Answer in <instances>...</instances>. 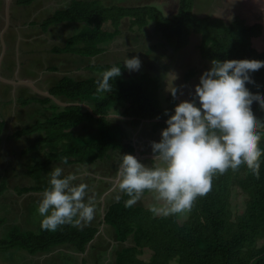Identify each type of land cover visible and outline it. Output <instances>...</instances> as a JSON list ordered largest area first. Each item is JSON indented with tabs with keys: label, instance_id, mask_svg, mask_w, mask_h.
Here are the masks:
<instances>
[{
	"label": "trees",
	"instance_id": "trees-1",
	"mask_svg": "<svg viewBox=\"0 0 264 264\" xmlns=\"http://www.w3.org/2000/svg\"><path fill=\"white\" fill-rule=\"evenodd\" d=\"M23 1L26 3L28 0ZM179 2L178 11L167 15L151 4L106 6L100 1H74L69 8L57 11L47 23L61 20L85 22L87 27L69 39L67 49L87 56L101 52L102 44L112 41L121 33L123 19L130 18L132 25L139 29L153 24L156 35L164 40L166 49L171 47L173 51L189 45L191 35L198 34L200 55L210 65L214 59L264 63V50H259L253 43V38L264 33V24L260 20L248 23L245 18L237 16L228 23L218 17H199L193 13L195 0ZM106 22L112 23V29L104 27ZM148 40L137 50L144 48L148 52ZM152 43L150 40L148 44ZM113 65H103L101 71ZM193 71L186 77L195 75ZM99 77L82 81L63 79L53 90L57 95L93 103V112L79 105L67 106L63 110L55 105V111L46 115V122L38 121L32 129L29 126L17 131L18 135L35 131L41 133L34 143H43L42 168L48 169L53 162L66 165L93 164L109 157L112 150L122 149V128L108 117L112 109L120 110L123 116L130 117L134 126L140 125L143 120L159 118L153 123V128L162 130L166 127L165 110L171 114L178 99H173L169 94L168 104L163 105L159 81L155 76L147 72L140 74L137 80L119 76L113 81L112 91L108 93L96 92L95 82ZM253 78L258 87L250 88V91L253 95L264 96V71ZM49 100L47 98V102ZM254 112L258 119L264 120L259 115L264 113V109L259 105L254 107ZM91 119L96 120L99 136L90 143H84L74 129ZM48 122L53 125L52 129L42 125ZM3 128L4 122L0 118V144ZM260 147L264 148V132L261 133ZM129 150L133 151V147L129 146ZM65 158L67 163L64 162ZM235 185L249 196L245 211L238 216H234L232 210ZM47 186L48 181L23 189L44 190ZM6 188L7 183L1 181L0 194ZM127 199L128 196L123 193L119 201L109 206L105 215L106 223L116 230L119 242L124 243L132 238L134 243L117 250L115 264H171L172 261L178 264H264V243L258 245V241L264 238V155L261 157L259 177L247 168L214 176L212 191L194 201L183 222L177 219L176 214L154 216L150 207L141 204L125 207ZM96 232L97 228L92 226L64 225L55 232L41 228L38 232L21 231L18 226H14L5 237L0 238V249H23L30 254H37L67 243L84 250ZM147 250L151 251V256L144 259L141 255Z\"/></svg>",
	"mask_w": 264,
	"mask_h": 264
},
{
	"label": "crops",
	"instance_id": "crops-1",
	"mask_svg": "<svg viewBox=\"0 0 264 264\" xmlns=\"http://www.w3.org/2000/svg\"><path fill=\"white\" fill-rule=\"evenodd\" d=\"M74 1H100L106 6L121 4L117 0H28L26 3L23 0H0V118L4 122V128L1 134L0 154L7 152V155H18L20 158V155L23 154L22 149L25 148L23 142L25 143L31 136L35 140L41 133H36L35 131L33 133H23L20 136L17 134V131L36 124L38 121L45 120L46 115H51L55 111L53 109L55 105L59 107V110H63L67 106L78 105L79 103H85L93 107V103L89 101L75 100L64 95H57L53 93V90L63 79L70 78L75 81H82L94 76L99 77L102 73L101 67L103 65L119 64L123 70L125 67L122 62L124 61L122 57L124 56L121 55L131 58L134 56L135 51L138 52V47L142 48V38L139 35L141 32H144L143 29L145 30L144 37L152 40L154 45L158 47L157 61L155 64H151L153 66L151 70L154 72L159 69L165 70L163 74H169L173 78L170 80L163 79L160 77L163 74L158 76L155 72V77L159 81V84L162 82L163 85L166 83L168 86H172L173 80L176 82L181 80L177 75H174L175 67H178L176 66L179 60L176 57L178 51H173L170 49L171 47L166 49L164 40L160 35H156L153 24L139 29L137 26L132 25L130 18H124L120 25L121 33L112 39V41L102 44V51L96 55L87 56L67 49L69 39L85 29L87 24L85 22L70 20L52 21L50 23H47V21L52 19L57 11L69 8ZM160 9L164 12L162 8ZM126 22H129V25ZM109 25L110 27H108ZM104 27L112 29L111 27L113 26L111 22H106ZM126 29H128L127 32ZM127 45H129V49ZM119 46H124V48L119 50ZM161 61L164 62L161 63ZM166 61H169L168 65ZM145 62V60L141 62L140 69H143ZM147 71L145 70L143 72ZM134 78L135 76L126 77L125 79L130 80ZM169 94H171L170 91ZM47 98L50 99L48 102ZM79 106L88 109L87 106ZM95 117L97 118L96 115ZM108 117L114 124H119L122 128L123 148L111 151L109 157H106L110 161L106 174L103 175L102 171L99 172L100 176H97L96 178L98 179L96 180V178L85 177L86 171H83V168L81 169L77 166L80 163L63 164L68 171L70 165L74 166L72 172L68 173H73L74 170L79 173L82 171L74 183H85L88 185L89 195L95 198L94 202L97 205V210L99 208L101 209L100 215L102 220L97 222L94 219L85 225L96 227L97 232L84 250H80L76 246L66 243L56 245L49 251L37 253L40 255L54 256L56 261H52V264H88L89 262L92 264H104L105 258L100 255V253L103 254L101 245L105 241L114 242V239L118 241L116 230L112 225L103 223L102 216L104 210L107 211L111 204L119 201L123 194L116 191L117 189L114 187L116 176L114 167L116 168L120 159L117 157L119 154L121 155L128 151L129 146L133 147V151L129 150L130 152L134 154L138 152L141 155V162L143 154L145 153L140 152L142 149L140 148L139 150L138 148L143 144L141 143L143 137L139 135L143 130L142 127L134 133V138L131 139V131L128 129V123L131 124L130 117L123 116L120 110L115 109L110 111ZM155 121L159 120H143L138 126H143V124L147 123L153 124ZM96 131L97 123L96 120L92 119L84 121L74 129L75 134L82 137ZM17 140L21 142L17 143ZM10 142L12 145L9 144ZM112 153L115 154L112 155ZM0 169L8 173V169L4 168V166L1 165ZM11 172H13L12 177H14L18 171H14V168L11 167ZM1 177L7 180V176L4 174H0V180H2ZM10 184L11 182L9 181V185L7 184L3 196H6V192H9V197L13 198L17 205L21 207L15 210L14 216L12 215V217L7 218L9 226H18L23 231L36 229V224L29 219V209L25 203L33 200L31 197L42 196L43 190L30 189L29 191H25L23 189L24 187L32 188L36 186H26L25 184L19 185V190H17L13 184ZM14 184L17 183L14 182ZM117 195L120 196L119 200L116 199ZM0 196L2 197L1 194ZM99 204L101 205L100 207ZM3 224H0V233L5 231V228L1 227ZM109 231H112L114 234L111 240H108L106 237V233ZM20 250L23 249L16 251ZM26 253L29 260H31L30 258L32 256L37 255L30 254L28 251ZM95 253H98L96 255L99 256L98 258H95ZM18 263L28 264L22 260Z\"/></svg>",
	"mask_w": 264,
	"mask_h": 264
},
{
	"label": "clouds",
	"instance_id": "clouds-1",
	"mask_svg": "<svg viewBox=\"0 0 264 264\" xmlns=\"http://www.w3.org/2000/svg\"><path fill=\"white\" fill-rule=\"evenodd\" d=\"M123 65L129 72L138 71L141 60L126 57ZM262 71L261 62L212 60L192 99L175 104L171 114L165 110L166 127L160 140L151 142L154 163L148 166L131 153L121 154L114 187L128 196L125 207L135 205L147 191L154 197L149 209L154 216L184 214L198 197L212 191L214 176L247 168L259 177L264 120L257 118L254 107L264 109V96L253 95L250 88L258 87L253 77ZM121 74V66L104 70L95 82L96 92L112 91ZM170 92L176 99L178 89ZM79 174L64 175L61 166L50 171L36 209L42 230L55 232L64 225L83 227L93 221L95 198L87 184L74 183Z\"/></svg>",
	"mask_w": 264,
	"mask_h": 264
},
{
	"label": "rangeland",
	"instance_id": "rangeland-1",
	"mask_svg": "<svg viewBox=\"0 0 264 264\" xmlns=\"http://www.w3.org/2000/svg\"><path fill=\"white\" fill-rule=\"evenodd\" d=\"M180 0H117L118 3L124 4V5H137V4H152L155 6H158L159 8H162L164 12L167 15H172L175 14L178 11L179 7V2ZM195 5L193 7V13L197 14L199 17H204V16H209V17H218L225 22H230L233 19H235L237 16H241L242 18H245L248 23L251 22H262L264 24V0H195ZM127 25H129V22H126ZM110 27V25L108 26ZM112 28V27H111ZM128 29H126V32ZM130 31V30H129ZM145 32V30L143 29ZM141 32L139 35L140 38H142V47L143 42L147 41V38H145V33ZM124 38V37H123ZM122 38V39H123ZM120 41V39H119ZM150 40L147 42V48L148 52L143 48L141 51L134 52V56H138L141 62L145 60L146 62L144 63L143 69H139L138 71H132L129 72L126 68L122 70V76L123 78H128V77H134V79L131 80H137L139 78L140 72L141 74L144 73L143 71H147V73L151 74L152 76H160V74H163L165 70H155V72L152 69L151 64H155L157 61L158 57V47L152 44H148ZM140 42V41H139ZM199 43H200V36L198 34H193L190 38V44L178 51V55L176 57L179 59L177 61L178 67H175V72L174 75H177L181 80L180 81H172L173 85L168 86L166 83L163 85L162 82L159 84L160 86V97L163 105H167V100L166 98L169 95V91L173 88L176 87L178 89L177 92V98L178 102H181L183 100H190L192 99L191 93L194 92L195 85L199 83V78L202 75V73L205 70H208L211 65L208 60H205L201 57L200 55V50H199ZM253 43L256 48L259 50H264V33L260 37H255L253 38ZM128 49H129V45ZM120 49H123L124 46H119ZM147 54H149L147 56ZM168 54V53H167ZM121 55V54H120ZM119 55V56H120ZM124 56L122 59H125L127 56ZM167 60V59H166ZM123 62V61H122ZM164 61H161V63ZM167 62V61H166ZM142 70V71H141ZM194 70V71H193ZM193 71L195 75H193L190 78H187L186 76L190 74ZM171 75V74H170ZM163 79H173L172 77L169 76V74H163L162 76ZM128 81V80H127ZM260 117L264 118V113L259 114ZM40 120V119H38ZM47 119L41 120L40 123L46 122ZM154 123V122H153ZM42 125H47L49 129H52L53 125L51 123H46ZM149 125V126H148ZM153 124L152 123H147L143 124V126H134L130 123H128V129L131 131V139L134 138V133L141 129L142 127V132L139 133L143 137V140L141 143V146H139L142 150L140 152H143V158H142V163L145 165L151 166L153 162V152L151 148V142L152 141H159L161 137V129L154 130L153 129ZM31 129L35 126V124L30 125ZM154 132H153V130ZM147 132H145V131ZM38 133V131H36ZM21 136V135H20ZM99 135L97 132H94L92 134H88L87 136H81L79 137L80 139H83L82 141L84 143H90L95 137L97 138ZM146 139V140H145ZM137 140V139H136ZM21 142L20 140H17V143ZM9 144L12 145L10 142ZM31 144V145H30ZM43 143L36 142L34 143V138L31 136L28 140L23 142V145L25 148L22 149L23 154L20 155V158L18 155H7L8 153H1L0 154V166H4V168L8 169V173L2 171L0 169V174H4L7 176V180L2 178L5 183L9 185V181L11 182L10 185L13 184L14 187L19 190V185L25 184L26 186H31V185H38L42 184L49 179V173L51 169L54 166H61L64 169V175L69 174L68 172H72L74 169L72 165L69 166V171L65 167V165L61 164L60 162H53L51 167L48 169H45L44 167L40 166L43 162V154L41 153V147ZM128 148V146L126 145ZM126 150V149H125ZM128 150V149H127ZM119 152V151H118ZM41 153V154H40ZM131 153L135 155L134 153L130 152L129 150L126 151L123 154ZM115 153H112V155ZM119 154V153H118ZM120 154L118 155L117 158H120ZM140 159V158H139ZM115 160V159H113ZM141 161V159H140ZM144 161V162H143ZM110 164L109 158H105L104 160H97L93 164H81L77 165L78 168H83V171L85 170V177H92L96 178L97 176H100L99 172H103V175L106 174V171L108 170V166ZM119 164V162H118ZM118 164L116 165V168L114 167V170H117ZM114 165V164H113ZM11 167L14 168V171H18L14 177H12L13 172H11ZM47 170V171H46ZM49 170V171H48ZM113 170V171H114ZM78 171H73V173H76ZM82 171H80L81 173ZM116 172V171H115ZM9 174V177H8ZM111 176V175H110ZM98 178H96L97 180ZM0 180V182L2 181ZM95 180V182H97ZM92 181V180H91ZM17 183V184H14ZM93 182V181H92ZM94 183V182H93ZM92 183V184H93ZM96 184V183H95ZM118 191V189L116 190ZM5 192H3L0 196V219L1 223L3 224L1 227H4L5 231H2L0 233V238L5 237L6 234L14 228V226H9V221L8 217L14 216L15 210H17L18 207H21L20 205H17L16 201L13 198H10V193L6 192V196H3ZM90 192H88L89 194ZM33 200L27 201L25 204H27V208L29 209V219H31L34 224H36V229H32L34 232H38L40 229V221L41 217L37 212V204L42 198V196L39 197H31ZM249 199L248 194H246L238 185H235L233 187L232 191V210L234 213V216H238L239 214H242L247 205V201ZM137 203L142 204L147 207H151L154 201V197L152 193L146 192L142 199L138 201ZM97 206V205H96ZM101 205L99 204V207ZM101 209L99 208L96 212V221L102 220L101 217ZM103 212V211H102ZM177 219L180 222H183L185 219H187L188 212L184 214H176ZM93 219V220H94ZM8 225V226H6ZM6 226V227H5ZM21 230V229H20ZM28 230V229H27ZM24 230V231H27ZM23 231V230H21ZM106 237L108 240H111L114 237L113 232L109 231L106 233ZM264 243V238L260 239L258 241V245H261ZM132 238H130L127 242L121 243L118 242L114 239V242L110 241H105L101 245V249L103 251V254L100 253L104 260V264H115V258H116V253L117 250L123 246H128V245H133ZM19 249H14L10 251H3L0 249V264H20V260L26 261L28 264H52L51 262L56 261L54 256L51 255H40L37 254L35 256H32L29 260V257L24 250L16 251ZM98 253H95V258H98L99 256H96ZM27 255V256H26ZM151 256V251L147 250L145 254L141 255L142 258L144 259H149ZM76 262V261H75ZM88 264H92L89 262ZM171 264H178L176 261H172Z\"/></svg>",
	"mask_w": 264,
	"mask_h": 264
},
{
	"label": "water",
	"instance_id": "water-1",
	"mask_svg": "<svg viewBox=\"0 0 264 264\" xmlns=\"http://www.w3.org/2000/svg\"><path fill=\"white\" fill-rule=\"evenodd\" d=\"M52 96V95H51ZM78 105H83V106H87V108L91 111V112H93V110H92V107H90L89 105H87V104H83V103H79ZM97 117H99V115H96ZM152 120H160L159 118H155V119H152ZM135 156H137V158H140L141 157V155L137 152V153H135ZM106 210H104V212H103V223H106V218H105V215H106Z\"/></svg>",
	"mask_w": 264,
	"mask_h": 264
}]
</instances>
